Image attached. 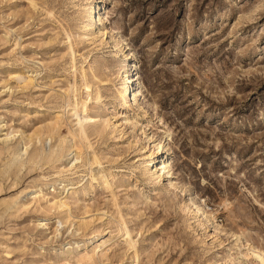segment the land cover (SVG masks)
Segmentation results:
<instances>
[{"label":"rangeland","instance_id":"rangeland-1","mask_svg":"<svg viewBox=\"0 0 264 264\" xmlns=\"http://www.w3.org/2000/svg\"><path fill=\"white\" fill-rule=\"evenodd\" d=\"M90 1L0 0V264H260L264 0Z\"/></svg>","mask_w":264,"mask_h":264},{"label":"bare ground","instance_id":"bare-ground-1","mask_svg":"<svg viewBox=\"0 0 264 264\" xmlns=\"http://www.w3.org/2000/svg\"><path fill=\"white\" fill-rule=\"evenodd\" d=\"M92 4H90V5H92V7L90 8V10H91V12L88 14V17L90 18H93V15H94V13H96V9H97V7L96 6H94V4H93V2H94V0H91L90 1ZM99 11V10H98ZM98 13V12H97ZM107 19L106 18H104V17H102L101 16V14L99 13V18H98V22L101 24V25H103L104 26V24H105V21H106ZM116 40V39H115ZM117 42V41H116ZM123 51V50H122ZM124 52V51H123ZM123 54V53H122ZM123 56L125 57V60L126 61H128L127 62V70H126V75H128V72H129V75H128V77L125 79V77L126 76H124V85H126L127 87L125 88V86H124V88H123V91H124V93H121L120 94V96H121V98H122V100H123V105H128V103H131L132 104V106H137V104H138V102H139V98H140V95H141V93L138 91H136L133 87H134V84H135V76H136V74H135V72H136V70H137V65H135L134 64V62H129L130 61V59L128 58V57H126L124 54H123ZM85 75V74H84ZM83 90V92H84V94H85V97H84V100L81 102V104L83 105V108H84V114L83 115H79L78 113H74V116L77 118V122H78V124H77V126L79 127V131H78V133H74L73 134V138L74 139H77L79 142H81L82 143V141L83 140H85V138H86V128L89 126V125H96V124H98V123H101L102 122V119H100V118H93V117H90L89 116V113H88V110H87V107L89 106L88 104H89V102H92L93 101V92H92V90H91V87H90V85L86 82V81H84V85H83V88H82ZM96 98V97H95ZM133 102V103H132ZM78 103V102H77ZM76 105H78V104H76ZM88 105V106H87ZM76 108H78V107H76ZM81 108V107H80ZM141 109V108H140ZM142 111L144 112L143 114H145V115H147L148 114V112L146 111V110H144V109H142ZM82 113H83V111H82ZM145 115H144V117H145ZM137 122V121H136ZM150 124V123H149ZM128 125H133L132 123H131V120L128 118V117H125L124 119H123V121L120 123V125L118 124V125H115V126H113L114 127V129H116L118 126H120V127H126V126H128ZM135 126V125H134ZM144 131V130H143ZM170 132V131H169ZM168 132V133H169ZM145 134V133H144ZM88 135V134H87ZM88 137V136H87ZM169 137H171V134H168L167 135V138H169ZM13 138V134H7V135H5V139H0V141H3V142H9L11 139ZM49 141L51 140L52 141V137L51 136H49L48 138H47ZM146 139H148L149 140V142H150V144H154L155 143V140H154V137L152 136V137H147ZM148 140H146L147 141V143H148ZM50 141V142H51ZM32 144V143H31ZM62 144H63V141H62ZM150 146V145H149ZM146 147H147V145H146ZM28 148H29V144H25V146H24V148L22 149V151H20V153L18 154V157L20 158V157H22V156H24V155H26V154H28L27 152H28ZM154 149L151 151L150 150V153L149 154H147L145 157L143 156V158H144V160H146V161H149V160H155V159H152L153 158V156H156V155H160V153H163V151L166 149V153H167V158H165V159H163L162 161H159V162H156V164H158V166L159 165H161L162 167L160 168V172H161V174H160V172H159V178L160 179H163V177L165 176V177H167L168 178V180H169V177H170V175H171V167H170V163H169V161H170V156H171V150L168 148V145L167 144H161V142H160V144L159 143H157V145H154V147H153ZM72 149H73V153H71L72 155L75 153V156L73 157V158H71L72 160H71V162L69 163V167H70V169L69 170H74V169H76L77 168V165L79 164V163H81V161H82V157L80 156V150H79V148L77 147V145H73L72 146ZM149 149H151V148H149ZM146 151H147V149H146ZM76 152H78V153H76ZM165 153V152H164ZM164 156V155H163ZM163 156H162V158H163ZM17 157V156H16ZM56 158H57V156H56ZM56 158H55V160H56ZM45 161V160H44ZM157 161V160H156ZM147 163V162H146ZM81 165V164H80ZM93 167V166H92ZM81 168V167H80ZM158 169V168H157ZM69 170H67V171H69ZM77 170V169H76ZM149 173V172H148ZM153 173V172H152ZM156 175H157V173H156ZM103 176V175H102ZM100 177V176H99ZM99 177H97V178H99ZM158 177V176H157ZM172 177V176H171ZM95 179L96 181H98L99 179ZM108 180V179H107ZM107 182V181H106ZM108 184V183H107ZM170 186V185H169ZM71 190H75V185L73 184H71L70 185V188H69V190L68 191H71ZM40 196L39 197H36V199H37V201L39 202L40 201ZM190 198V197H189ZM194 201V200H193ZM52 206H55L60 212L61 211H63V210H65L66 208H67V205L65 204V203H63L62 201H58V202H56V203H54V204H52ZM188 206H189V208H191L192 209V213L196 216V219H197V221H198V223H200L203 227H208V225H209V223L211 222V221H213L214 220V218L212 219V217L211 216H209L208 214H207V211L205 212L204 210H205V208L204 209H202L201 207H199V206H195L193 203H192V201H191V199L189 200V203H188ZM214 217V216H213ZM212 224V223H211ZM61 225H62V223H61ZM216 225V224H215ZM211 226V225H210ZM59 227H60V225H59ZM215 228V227H214ZM83 229H87V225L86 224H82L81 225V227L78 229V232H80V231H82ZM216 231L218 230L217 228L215 229ZM215 231V232H216ZM128 236H129V234H127ZM239 238V237H238ZM93 240V239H92ZM255 250V249H254ZM259 251V250H258ZM256 257L258 258V260H259V262H260V264H264V253H262V252H260L259 251V253H257L256 254Z\"/></svg>","mask_w":264,"mask_h":264}]
</instances>
